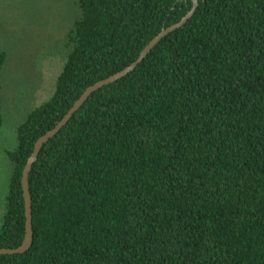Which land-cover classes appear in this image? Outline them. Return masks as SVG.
Segmentation results:
<instances>
[{
  "label": "trees",
  "instance_id": "16d2710c",
  "mask_svg": "<svg viewBox=\"0 0 264 264\" xmlns=\"http://www.w3.org/2000/svg\"><path fill=\"white\" fill-rule=\"evenodd\" d=\"M78 1L54 92L6 151L0 247L24 241L37 140L194 4ZM197 1L45 143L29 174L33 243L0 264H264V0ZM6 62L0 51V130Z\"/></svg>",
  "mask_w": 264,
  "mask_h": 264
},
{
  "label": "rangeland",
  "instance_id": "374dc122",
  "mask_svg": "<svg viewBox=\"0 0 264 264\" xmlns=\"http://www.w3.org/2000/svg\"><path fill=\"white\" fill-rule=\"evenodd\" d=\"M82 16L78 0H0V51L4 124L0 130V222L12 170L6 154L17 144L16 128L54 92Z\"/></svg>",
  "mask_w": 264,
  "mask_h": 264
},
{
  "label": "water",
  "instance_id": "95a60500",
  "mask_svg": "<svg viewBox=\"0 0 264 264\" xmlns=\"http://www.w3.org/2000/svg\"><path fill=\"white\" fill-rule=\"evenodd\" d=\"M194 4L192 8L188 11V13L177 23L164 28L158 35H156L141 51L138 58L133 61L130 65L125 67L124 69L116 72L115 74L97 81L95 84L87 87L82 95L76 100L74 105L69 109L66 115L57 123V125L47 131L44 135H42L37 142L35 143L34 150L30 157L27 160V163L23 170L22 176V187L23 194L25 199V207H26V233L24 241L21 245L16 248H8V247H0V254H16L27 251L32 243H33V223H32V199L29 190V174L33 167V164L38 159V156L41 152V149L52 137H54L60 129L69 121V119L73 116V114L84 104V102L89 98V96L96 91L97 89L103 87L104 85L110 84L112 82L117 81L118 79L126 76L128 73L133 71L139 63H141L144 58L148 55V53L152 50V48L165 36L174 31L175 29L181 27L186 23V21L193 15L198 1L193 0Z\"/></svg>",
  "mask_w": 264,
  "mask_h": 264
},
{
  "label": "crops",
  "instance_id": "0c3cea01",
  "mask_svg": "<svg viewBox=\"0 0 264 264\" xmlns=\"http://www.w3.org/2000/svg\"><path fill=\"white\" fill-rule=\"evenodd\" d=\"M2 92H3V90H2Z\"/></svg>",
  "mask_w": 264,
  "mask_h": 264
}]
</instances>
